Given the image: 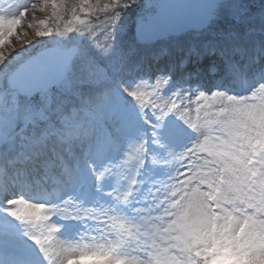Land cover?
<instances>
[{"label": "clouds", "instance_id": "clouds-1", "mask_svg": "<svg viewBox=\"0 0 264 264\" xmlns=\"http://www.w3.org/2000/svg\"><path fill=\"white\" fill-rule=\"evenodd\" d=\"M226 6L227 0L164 5L162 21L149 27L158 33L150 44L198 40ZM134 7L139 27L141 13L157 5L36 0L18 23L0 26V245L10 247L12 264H79L101 251L152 264L161 244L177 248L178 226L186 219L220 221L229 211H248L230 182H217L221 163L212 146L230 137L237 112L264 116V65L249 72L226 60L223 69L210 68L209 93L199 82L174 79L171 69L153 73L143 56L129 63V49L137 52L145 43L135 31L129 48L121 43ZM85 8L81 18L77 9ZM92 53L119 57L122 73L95 94L96 103L74 87L78 61ZM169 54L162 46L148 58L159 63ZM192 54L203 58L195 44L186 53ZM104 104L119 116L98 141L91 121ZM202 247L179 250L188 252L189 264H206L196 255Z\"/></svg>", "mask_w": 264, "mask_h": 264}, {"label": "rangeland", "instance_id": "rangeland-1", "mask_svg": "<svg viewBox=\"0 0 264 264\" xmlns=\"http://www.w3.org/2000/svg\"><path fill=\"white\" fill-rule=\"evenodd\" d=\"M158 1L151 0L155 5ZM35 2L36 0H0V26H11L13 21L18 23L19 14ZM83 2L88 3L89 0ZM91 2L95 3L96 0ZM104 2L106 3L107 0ZM77 12L81 18H84L87 8L83 12L77 9ZM137 14V9L134 7L128 10V15L125 17L127 33L121 38L125 48H129L133 40ZM154 14L155 8L141 13L151 18H154ZM183 39L184 46L181 51L184 47L198 45L201 41L206 43L207 50L213 49V44L223 45L226 49L231 43L239 41L242 43L241 47L248 50V52L244 51L248 53L247 56L252 63L253 57L256 56L254 53L257 51L249 49H264V0H227V6L220 11L218 19L212 24L209 32L198 40H194L191 36ZM176 42L161 41L160 43L161 47L163 45L169 50L173 49L175 54L179 55L175 48ZM141 52L143 51L132 52L129 49L128 62H135ZM170 55L171 53L167 56V61L153 63L150 59L151 62L146 61V63L151 66L153 73L161 69L165 71L171 69L174 79L179 77L186 85H196L199 82L194 79L196 75L191 77L193 74L187 72L175 73L173 62L176 66L177 57L173 59ZM182 56L188 60L185 55ZM196 58L198 61L197 55ZM260 58L259 62L262 66L263 54ZM120 63L117 56L105 57L92 53L89 57L78 61L74 87L91 95L93 102L96 103L95 94L102 88L111 87L118 76L122 75L117 72ZM203 63L201 64L206 65L208 61ZM211 64L212 61L209 60L210 68L213 66ZM250 67L251 65L248 69ZM210 68L208 69L207 66L206 71L203 68L199 71L210 75ZM205 81V85L199 83L210 93L213 81L210 78H206ZM96 85H99V88L95 87ZM60 99H57L56 103H60ZM118 116V111L111 104H104L98 109L95 118L91 121L93 135L98 141H103L115 128ZM192 116L196 117L195 111L192 112ZM230 132V137H221L212 146L221 163L220 174L216 179L218 183L225 180L230 182L235 197L242 202L241 207L247 208L248 211L243 215L229 211L227 218L220 221L204 219L197 222L186 219L178 226L177 248H167L161 244V247L153 253L152 264H189L190 255L187 251H180L179 248L187 250L194 243L203 245L196 251V255H204L206 264H264V116H259L256 110H241L237 112L231 123ZM75 228V224L68 225L69 232L75 231ZM0 230H3V222H0ZM132 260V255H120L113 251H101L80 259L81 264H131ZM0 264H12L11 249L6 244L0 245ZM73 264L77 262L73 261Z\"/></svg>", "mask_w": 264, "mask_h": 264}, {"label": "bare ground", "instance_id": "bare-ground-1", "mask_svg": "<svg viewBox=\"0 0 264 264\" xmlns=\"http://www.w3.org/2000/svg\"><path fill=\"white\" fill-rule=\"evenodd\" d=\"M144 31H149V27H146L145 29H144ZM148 33H145V35H147ZM260 41V40H259ZM183 42H184V39L182 38L181 40H179V41H177L176 42V45H175V48L178 50V51H180V52H178L177 51V53L179 54V55H176V57H177V64H179L180 65V62H181V60H184V57L182 56V55H185V54H183V52L181 51L182 50V47L184 46V44H183ZM260 43V42H259ZM164 44V43H163ZM230 44V43H229ZM236 45H237V43H235ZM263 45H264V43H263ZM163 46V45H162ZM209 47V46H208ZM232 47H233V45H231L230 44V46L228 47V48H226L225 50H224V54H225V56H226V59L227 60H235V61H237V62H239V64H240V66L241 67H245V68H247L248 69V66H250L249 64H251V67H250V69H248L250 72L251 71H253V70H255V69H257V67L259 68L260 66H261V64H260V62H259V58H260V55L261 54H263L264 55V49L263 48H260V49H257V50H254V49H249V50H252V51H257V52H255L254 53V55H256L257 56V63H254L253 61H252V63H250V59L248 58V56H247V54L248 53H246L245 51H247L248 52V50H245L244 51V55L243 56H241L240 58H238V57H234V58H231L230 57V55H229V52H231V51H233V49H232ZM159 48H161V43L159 42V43H157V44H155V45H152V44H145V45H138L137 46V49L138 50H140V51H143V52H141L140 53V55L139 56H137L136 57V60L140 57V56H147L146 57V61L148 62V63H150L151 61H150V58H148V57H150V55H151V53H153V52H156V51H158L159 50ZM239 48V47H238ZM239 49H243L242 47H241V45H240V48ZM207 50V49H206ZM231 50V51H230ZM207 51H209V48H208V50ZM262 51V52H261ZM234 52V51H233ZM138 55V54H137ZM217 54H216V52H215V54H213V55H209V54H207L206 55V57H204V59H203V62L205 61V63L208 61V64H206V65H202V66H204V71H206L205 69H207V66H208V69L210 68L209 67V60H211L212 61V64L211 65H213V63L215 62V60H216V62H218L219 61V59L217 58V56H216ZM189 57V58H188ZM186 58H188V60H187V66L186 67H184V68H181L180 70H181V73H185V72H187L188 74H190V75H192L191 77H193V76H195L196 75V77L198 76L199 78H196V77H194V79H197L196 81L198 82H200V83H203L204 85H205V83H206V78L207 79H212V81L215 79V77H213L212 75L210 76V75H208L206 72H204L205 74H202L203 72H201V71H199V69H201L202 68V66H200L199 65V62H200V60H198L197 61V58H196V54H192V55H190V56H186ZM167 59H168V57H166L165 59H163V60H166L167 61ZM163 60H161V61H163ZM221 61V60H220ZM262 62V61H261ZM221 66H220V68L221 69H223V65H224V63L221 61ZM162 64V63H161ZM176 64V68L179 66V65H177ZM264 65V64H263ZM189 76V75H188ZM202 84V85H203ZM79 264H81V261H80V259H79Z\"/></svg>", "mask_w": 264, "mask_h": 264}, {"label": "water", "instance_id": "water-1", "mask_svg": "<svg viewBox=\"0 0 264 264\" xmlns=\"http://www.w3.org/2000/svg\"><path fill=\"white\" fill-rule=\"evenodd\" d=\"M181 1L178 0H159L158 1V5H157V12L155 14V17L153 19V21L149 22V23H142L139 27H136L135 32L139 34L141 40L145 41V42H150L151 39L155 38V36L158 34L156 31H153L151 33L154 34L151 37L149 32L144 31V29L146 27H152L153 29H155L159 23L162 21V19L165 16L166 11H168V9H166L164 7V5H168V4H179ZM145 33H148L147 35H145Z\"/></svg>", "mask_w": 264, "mask_h": 264}]
</instances>
